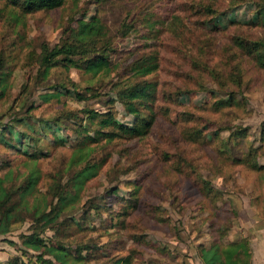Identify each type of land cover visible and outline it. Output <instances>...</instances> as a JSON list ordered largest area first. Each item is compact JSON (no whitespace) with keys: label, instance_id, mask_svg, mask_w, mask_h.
Here are the masks:
<instances>
[{"label":"rangeland","instance_id":"obj_1","mask_svg":"<svg viewBox=\"0 0 264 264\" xmlns=\"http://www.w3.org/2000/svg\"><path fill=\"white\" fill-rule=\"evenodd\" d=\"M191 1L77 0L31 15L0 1V65L9 72L11 84L10 93L0 101V135L3 132L1 139L7 146L28 151V139L24 142L12 132L16 139L9 141L11 129L31 132L35 128L39 135L43 123H50L66 110L90 108L104 113L113 108L116 120L131 127L134 117L125 112L116 90L125 82L133 56L147 51L158 55L159 69L144 78L157 91L152 132L141 140L99 145L92 162L106 163L86 183L74 222L82 223L78 219L82 212L86 221L80 228L74 223L64 227L60 234L57 226L50 225L41 235L48 244L62 242L73 254L87 248L81 253L88 259L84 264H111L126 256L133 257V264H201L197 247H209L220 238L227 243L243 237L249 247L264 246L262 173L238 163L236 149L230 154L219 152L215 138L234 140L235 134L244 130L239 148L243 152L250 146L259 148L257 161L264 165V70L254 66L232 43L234 35L256 39L263 34L242 25L218 34L202 30L203 19L190 10ZM220 11L226 13L213 25L223 27L229 21L246 24L256 20L258 9L248 2L229 10L224 3ZM83 13L85 20L97 17L105 26L115 67L108 75L98 74L89 82L90 76L76 69L66 72L59 65L35 82L38 68L32 52L38 53L43 43L58 44ZM147 20L158 22L157 36L141 26ZM126 26H132V31L122 37ZM233 73L240 74V87L233 84ZM70 82L77 85L75 91L60 101L41 103L39 95L53 92L51 86L60 91L58 86L64 84L72 90ZM230 92L236 103L227 105ZM108 99L114 101L112 105H107ZM31 104L34 109L29 112ZM186 114H190L188 120ZM28 115L36 126L32 130L29 125L12 123ZM69 128L61 125L54 129L61 146L52 144L51 132L47 131V137L37 145L48 153L38 164L43 174L41 194L46 193V174L64 167L75 148L76 136ZM187 128L196 129L204 139L186 141L183 133ZM4 147L0 144V178L8 166L25 175V156ZM209 190L220 193L214 198ZM29 227L28 221L16 223L0 237V261L15 256L25 264L34 260L17 249L19 236L27 234Z\"/></svg>","mask_w":264,"mask_h":264},{"label":"trees","instance_id":"obj_2","mask_svg":"<svg viewBox=\"0 0 264 264\" xmlns=\"http://www.w3.org/2000/svg\"><path fill=\"white\" fill-rule=\"evenodd\" d=\"M0 1H3L8 7L17 9L23 15L53 11L61 8L67 1L77 2V0ZM248 2L254 4L258 9L256 20L246 24L229 21L223 27L213 25L224 17L226 12L220 11V6L224 3H228L229 10H233ZM189 5L192 13L203 19V22L200 23L202 30L206 29L214 34L225 33L230 26L235 25L260 30L263 34L261 37L247 39L240 35H234L232 43L254 66L264 70V17L262 15L264 0H192ZM157 23L147 20L145 23L142 22L141 26H144L151 35L157 36L160 33L155 30ZM176 25H178V21H176ZM210 25H213L212 28H208ZM130 31H132V26H126L123 28L121 36L126 37ZM110 44L108 33L100 19L95 17L93 20H85V13H83L82 18L76 20V27L58 44L43 43L39 47L38 53L32 52L31 57L38 68L35 82L45 79L49 75V69L59 65L66 72L70 69H76L84 75L90 76L89 82H92L98 74L108 75L115 67L110 60L114 52L111 50ZM146 47L149 48V46ZM129 61L125 73L128 76L125 82L119 84L120 88L116 86L117 90L114 89L125 112L134 117V123L131 127L124 126L116 120L113 108H108L109 110L104 113L84 108L77 112L63 111L55 116L50 123H43L44 121L38 120L37 122L43 123L39 128L41 133L39 135L33 128L36 127L35 123L30 122V119H33L31 115L14 120L12 123L29 125L31 130L33 128L31 132L13 128L14 131L11 129L8 133V139L11 142L16 139L15 133L25 139L24 142H27L26 139H28L30 141L28 142V151L21 150L17 145L14 147L7 146L6 142L1 139L3 132L0 135V144H3L7 150L13 149L18 154L24 155L25 166L27 167V173L22 176L18 175L13 167L8 166L4 177L0 178V237L7 235L14 224L28 221L30 223L28 233L19 236L20 246L18 247L16 243L9 241V244L17 246L18 251L22 254H30L34 260H29L28 264H84V261L88 260L87 257L83 258L81 255L87 248H80L76 254H73L62 242L56 241V244H48L41 235L50 225L57 226L60 234L64 227L74 223L77 228H80L86 221L82 212L78 218L82 223L74 222L76 214L81 210V200L86 183L106 163V160L99 164L92 162L99 145L102 143L110 144L117 140H141L152 132L156 124L154 103L157 99V91L155 86L145 82L144 78L159 69L158 55L155 51L142 52L133 56ZM8 76L9 72H4L0 65V101H4L11 91V84L7 80ZM232 77L233 84L240 87V74L233 73ZM70 85L72 90L64 84L59 85L60 91H54L56 86H51L53 92L39 95L41 103L46 104L53 100L60 101V98L77 88L74 82H70ZM228 95L229 100L226 101V104H235L234 93L230 92ZM113 102L112 99H108L107 105H112ZM33 109L34 104H31L27 111L30 112ZM189 115H184V118L188 120ZM61 125L70 127L69 129L76 136L75 148L64 167L57 169L55 173L46 174L48 178L46 193L41 194L39 185L43 179V174L39 170L38 164L42 162V159L47 158L48 153L43 152L37 145L40 140L47 137V132H51L52 144L61 146L62 143L54 130ZM223 129L229 130L230 128ZM245 134L244 130L237 132L234 140H225L215 136L219 140V152L230 154L236 149L239 153L237 162L244 164L253 171L261 172L264 180V165H260L257 161L259 148L250 146L245 152L239 148V144L243 143L242 138ZM262 134L264 135V130H262ZM36 135L37 137H35ZM183 136L186 141L191 143H198L204 139L203 134L193 128H187ZM237 141L241 142L237 144ZM229 142L231 145L228 144ZM4 165L7 166L5 163ZM208 193L209 195L213 194V197L216 198L220 192L209 190ZM197 250L201 264H252L251 250L247 239L243 237L236 240L232 239L227 243H224L221 238L216 239L209 247L200 245ZM0 264L25 263L20 262L19 256H15L7 258ZM111 264H133V257L118 258Z\"/></svg>","mask_w":264,"mask_h":264},{"label":"crops","instance_id":"obj_3","mask_svg":"<svg viewBox=\"0 0 264 264\" xmlns=\"http://www.w3.org/2000/svg\"><path fill=\"white\" fill-rule=\"evenodd\" d=\"M252 258V264H264V246L259 245V249L255 244H250ZM5 261V260H4ZM0 261V262H4Z\"/></svg>","mask_w":264,"mask_h":264}]
</instances>
